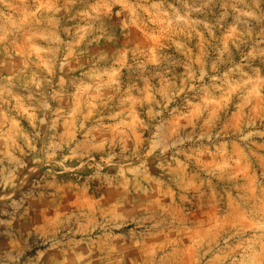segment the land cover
Returning a JSON list of instances; mask_svg holds the SVG:
<instances>
[{"label": "clouds", "instance_id": "clouds-1", "mask_svg": "<svg viewBox=\"0 0 264 264\" xmlns=\"http://www.w3.org/2000/svg\"><path fill=\"white\" fill-rule=\"evenodd\" d=\"M0 264H264V0H0Z\"/></svg>", "mask_w": 264, "mask_h": 264}]
</instances>
